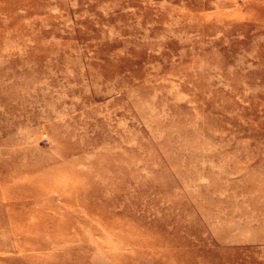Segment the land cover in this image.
Masks as SVG:
<instances>
[{
    "label": "rangeland",
    "instance_id": "obj_1",
    "mask_svg": "<svg viewBox=\"0 0 264 264\" xmlns=\"http://www.w3.org/2000/svg\"><path fill=\"white\" fill-rule=\"evenodd\" d=\"M0 264H264V0H0Z\"/></svg>",
    "mask_w": 264,
    "mask_h": 264
}]
</instances>
